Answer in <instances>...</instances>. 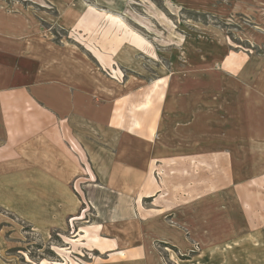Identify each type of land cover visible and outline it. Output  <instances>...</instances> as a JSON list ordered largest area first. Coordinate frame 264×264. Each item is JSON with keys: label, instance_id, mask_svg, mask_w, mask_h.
Instances as JSON below:
<instances>
[{"label": "rangeland", "instance_id": "1", "mask_svg": "<svg viewBox=\"0 0 264 264\" xmlns=\"http://www.w3.org/2000/svg\"><path fill=\"white\" fill-rule=\"evenodd\" d=\"M81 19L84 25L78 26ZM0 29L7 31L0 33L3 42L16 41L34 69L40 55L67 57L64 64L80 67V83L93 88L84 93L102 106L104 116L116 97L129 95L135 102L144 97L134 105L142 110L152 101L159 106L167 96L174 111L173 96L205 98L206 93L216 106L225 99L232 107L246 106L253 128L258 121L254 110L264 106V0H0ZM74 35L110 57L112 38L129 36L134 46L120 39L122 49L115 52L110 73L73 43ZM117 108L124 115L129 106L119 103ZM171 125L169 136L175 137L173 118ZM262 151L259 147L260 165L250 159V175L264 169ZM252 190L254 200L264 199V193ZM106 195L89 208L90 234L76 219L85 217V204L78 209L81 215L66 220V228L44 232L0 201V264H264L262 228L260 240L234 241L246 226L232 223L238 209L228 190L198 199L173 176L161 183L155 198L141 199L140 216L133 213L137 202L131 197L122 203L120 195L117 200L115 194ZM135 218H141L139 225ZM96 234L108 248L99 245Z\"/></svg>", "mask_w": 264, "mask_h": 264}, {"label": "crops", "instance_id": "2", "mask_svg": "<svg viewBox=\"0 0 264 264\" xmlns=\"http://www.w3.org/2000/svg\"><path fill=\"white\" fill-rule=\"evenodd\" d=\"M93 17L102 21L98 15ZM83 20L77 25H84ZM74 37L73 43L110 73L115 70V52L122 49L117 43L134 46L129 36L112 38L110 57ZM2 38L0 35V201H5L4 207L45 232L66 228V220L81 215L83 211L78 209L85 204V217L76 219L87 229L83 232L90 234L89 208L97 206L108 192L116 195L115 200L120 195L122 203L134 199L137 208L133 213L140 216L141 199L155 198L161 183L174 176L181 189L198 199L228 190L238 209L232 223L246 226V232L238 229L234 241L260 240L261 228L264 239V199L254 200L252 190L264 193V169L249 174L252 162L259 164V147L264 155V106L254 110L258 121L253 128H249L246 106L232 107L227 99L216 106L206 93L205 98L195 93L184 99L181 94L173 96L174 111L167 96L159 106L153 107L152 101L150 108L142 110L134 105L144 97L140 102L129 95L116 97L109 100L104 116L102 106L84 93L93 89L80 83L84 72L72 63L64 64L69 58L40 55L34 69L27 57L24 60L26 55L22 56L16 41L9 38L7 43ZM119 103L129 106L126 114L119 115ZM172 118L175 137L169 136ZM99 214L102 217L100 210ZM138 222L141 218L133 220ZM95 236L99 245H105ZM119 253L124 258L125 253Z\"/></svg>", "mask_w": 264, "mask_h": 264}]
</instances>
